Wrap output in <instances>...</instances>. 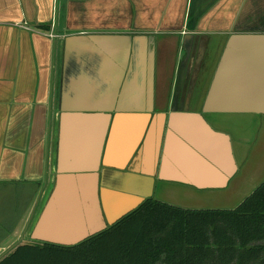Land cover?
I'll use <instances>...</instances> for the list:
<instances>
[{"label":"crops","instance_id":"obj_1","mask_svg":"<svg viewBox=\"0 0 264 264\" xmlns=\"http://www.w3.org/2000/svg\"><path fill=\"white\" fill-rule=\"evenodd\" d=\"M247 34H264V0H0L2 233L32 242L62 165L84 173L66 176L58 212L88 191L106 217L149 199L196 210L230 200L245 127L264 115L209 114L213 129L201 115L229 41ZM263 63L232 56L227 77ZM63 95L72 111L119 113L108 126L104 114L63 117ZM223 95L264 109V90Z\"/></svg>","mask_w":264,"mask_h":264},{"label":"trees","instance_id":"obj_2","mask_svg":"<svg viewBox=\"0 0 264 264\" xmlns=\"http://www.w3.org/2000/svg\"><path fill=\"white\" fill-rule=\"evenodd\" d=\"M0 264H264V182L234 209L149 199L77 245L32 241Z\"/></svg>","mask_w":264,"mask_h":264},{"label":"water","instance_id":"obj_3","mask_svg":"<svg viewBox=\"0 0 264 264\" xmlns=\"http://www.w3.org/2000/svg\"><path fill=\"white\" fill-rule=\"evenodd\" d=\"M244 55L249 58L264 57V34L261 35H235L229 41L225 57L220 70L214 80L211 92L207 95L206 101L203 107V115L201 117L207 123V115L209 114H255L264 115V109H253V105L247 102L246 105H237L236 100H241V97L234 95L226 98L224 96V90L229 84L231 88L234 87L237 91H242V86L246 87L247 91H256L258 89L264 90V63L260 68H252L248 66L247 72H240L233 78L227 77L228 60L232 56ZM251 64V63H250ZM246 76L245 80L243 77ZM244 82V83H242ZM243 84V85H242ZM250 97V96H249ZM67 95L62 96V113L63 117L69 114H104L107 117V126L110 115L113 113H119L118 111H72L67 109L66 100ZM251 99V97L249 98ZM233 100V101H232ZM235 101V102H234ZM241 104V103H240ZM241 107V109H233L234 107ZM263 107V106H262ZM209 125V128L213 129V125ZM102 139V138H101ZM100 149L104 144L103 140H100ZM100 149L98 156L95 158V162L98 163V157L100 155ZM234 173L237 172L236 159L234 158ZM64 165L60 166L59 176L57 180V186L52 194L48 205L39 218L38 223L31 234V240L41 243H52L63 246L77 245L89 237L96 235L109 226L115 224L124 216L130 212H123L116 216L106 217V214L102 208L97 204V198L95 191H88L84 196V200L79 197L73 198L71 206L69 205L63 212L57 211V199L61 194L62 185L66 179V176L72 175V179L82 180L84 170L81 166L70 168L68 171Z\"/></svg>","mask_w":264,"mask_h":264},{"label":"rangeland","instance_id":"obj_4","mask_svg":"<svg viewBox=\"0 0 264 264\" xmlns=\"http://www.w3.org/2000/svg\"><path fill=\"white\" fill-rule=\"evenodd\" d=\"M245 126L246 125H244V127ZM245 129L248 133L249 142L245 150V158L243 161L239 160V171L230 184L233 197L229 198L230 200L219 202L217 206L212 209L236 208L264 182V124H261V122L256 119H252ZM0 190L2 191H0V198L1 195L8 194V191H6L7 188L4 189V192L1 188ZM1 227L2 225L0 222V260L10 254L17 243H19V245L23 244L19 240H14L12 236L4 235ZM24 243H28V241ZM12 245L13 247L10 249Z\"/></svg>","mask_w":264,"mask_h":264},{"label":"built area","instance_id":"obj_5","mask_svg":"<svg viewBox=\"0 0 264 264\" xmlns=\"http://www.w3.org/2000/svg\"><path fill=\"white\" fill-rule=\"evenodd\" d=\"M54 34H55V33L53 32V35H52V36H53L54 38L57 37V36H55Z\"/></svg>","mask_w":264,"mask_h":264}]
</instances>
